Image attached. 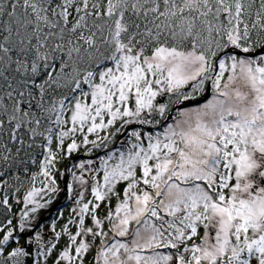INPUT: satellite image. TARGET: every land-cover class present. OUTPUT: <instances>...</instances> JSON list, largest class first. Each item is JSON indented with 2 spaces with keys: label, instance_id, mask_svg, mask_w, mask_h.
Wrapping results in <instances>:
<instances>
[{
  "label": "snow or ice",
  "instance_id": "snow-or-ice-1",
  "mask_svg": "<svg viewBox=\"0 0 264 264\" xmlns=\"http://www.w3.org/2000/svg\"><path fill=\"white\" fill-rule=\"evenodd\" d=\"M258 49L264 0H0V207L11 213L8 190L19 193L21 173L31 184L18 225L0 223V264L32 256L9 251L17 228L34 230L61 191L59 163L106 147L112 128H132L129 148L99 168L88 159L66 169L76 219L61 231L53 220L47 244L34 232L36 264L62 235L54 264H264Z\"/></svg>",
  "mask_w": 264,
  "mask_h": 264
},
{
  "label": "rangeland",
  "instance_id": "rangeland-1",
  "mask_svg": "<svg viewBox=\"0 0 264 264\" xmlns=\"http://www.w3.org/2000/svg\"><path fill=\"white\" fill-rule=\"evenodd\" d=\"M242 90H246V89H242ZM193 106H195V105H191V106H188V107H193ZM118 126L119 125H117V127ZM133 127H138V126H133ZM147 127H149V126H147ZM144 128H145V126H144ZM126 130H127V132H126ZM145 130H148V128H145ZM110 131L112 133H114V135H112L110 137L109 141L106 142L107 143L106 147L105 146H101L100 148H94L90 153L85 151L82 148L77 153H74V154H76L75 156H78V155H80L82 153V154H85V155H89L90 158L80 159V157H76V161L74 162L73 165H69L68 164V159H65V160L61 161L59 163V165H58L59 173H66V169L67 168H73V166L75 164H78L80 162H85L86 163V161L88 159H91L93 161V168H99L100 163H101V158H106L112 152H117V150L127 151V149L129 148L128 141L131 139L129 133L132 131V128L123 129L118 134L115 133V128H112ZM148 131H150V130H148ZM124 132H126V134L124 136H122L121 134L124 133ZM107 134L108 133L106 131H101L99 133L100 136H104V135H107ZM89 138L90 139H96V136L95 135H90ZM118 141L120 143V147H117L116 150H112V149L109 150V148H107V147H110V148L116 147V143ZM89 147H91V146L89 145ZM98 153H99V155H98ZM118 154L119 153L117 152V155ZM71 157H73V154H72ZM116 162L117 161L115 159H113L112 161H109L110 164L116 163ZM74 170L77 172V174H79V169H74ZM32 171H36V168L32 169ZM28 175H31V173H29ZM91 175H92V173H90V172H85L84 173L85 179H88L90 181L89 190L85 192L86 201L94 199L90 195ZM64 176H65V174L63 176H60V175L57 176L58 186H59V188L61 190L63 188ZM98 176H102V173H99ZM68 180H69V183H73L74 184V180H73V177L71 175V172H69V179ZM16 186L20 187L19 193H16L14 195L13 191L11 189L8 190V195L10 197V203L12 204V211H11V213H7V214L9 215L10 219L13 220V225H18L19 216H20L21 211L23 210V207H24L23 203H22L23 196L28 190H30L31 184L29 183L28 179H26L25 181L22 182V185H16ZM35 186L37 188L41 187V185L38 182L36 183ZM123 187H124V185H118V188L121 189V191H122ZM75 188H76L77 192L81 190L78 185H75ZM61 192L62 191H59L55 196L51 197L53 202L49 206L53 205L54 202L60 198ZM2 195H3V191H0V196H2ZM41 195H43V193ZM37 198L39 199V197H37ZM47 198L48 197H45V199H47ZM67 198H69V193L67 195ZM17 199H19L21 202L17 203ZM75 200H76V195L74 193V194H72L71 198H69V201H67L68 203H66L64 207H60V209H58L56 211V213L52 217L48 218L47 220L44 219V221L41 222V226L36 231H41V232L47 234L46 235V239H45V244H47L48 241L53 239L52 235H54V233L51 232V223H52L53 220L56 221V231H61L63 226L68 223L69 219H73V220L76 219V217L74 216V214L72 212V209L77 207L76 204H75ZM41 202H43V201H41ZM117 202L118 201L115 198H113L111 200V210H114L115 205H116ZM47 208H45V209H47ZM45 209H42V210H40L39 213L35 214V219H34L33 222L41 219L42 213L44 212ZM109 210H110V208H109L108 204L101 203V207L97 210L96 214L101 220H104V218L106 217V215H107ZM61 212L63 213L62 216L60 215ZM45 215H48V213L45 212ZM85 220H86V225L87 226H93L92 223H91V217L90 216H86ZM104 223H105V230H107V226H108L107 225V221L104 220ZM69 227H70V230L73 233H75V231H76L75 224L70 225ZM30 230L31 229H29V230H27L25 232H28ZM14 235L18 237V243L16 242V240L11 241L9 246H8L9 251L12 248H16V247H21L22 246L27 251L30 252V249L28 247L24 246V238H23L24 237L23 236L24 233H22V234L19 233L18 228H17V231H16V233H14ZM89 239H91V238L89 237ZM62 240H63V242H62ZM67 243H68L67 236L62 235L60 240L57 242V248L54 250L55 257L51 260V263H47V264H54V260L58 258L59 251L63 250V248L67 246ZM32 244H33L34 248H36V250H35V255H36V251L38 249V245L36 243H32ZM98 247H99V239H97L95 241L94 246H93V248L91 250V253L87 255V260L89 262L93 261V258H94L95 254H96V249ZM30 259H31V257L25 258V264H27L30 261ZM36 259H37V257H36ZM40 261H41V264H44L43 258H40ZM34 263L36 264V261ZM64 264H66V262H64Z\"/></svg>",
  "mask_w": 264,
  "mask_h": 264
},
{
  "label": "water",
  "instance_id": "water-1",
  "mask_svg": "<svg viewBox=\"0 0 264 264\" xmlns=\"http://www.w3.org/2000/svg\"><path fill=\"white\" fill-rule=\"evenodd\" d=\"M257 54H264V52H261V50H257ZM210 92L209 93H206L205 94V97L206 98H209L210 96ZM205 102V99H200V103H203ZM188 106H191L189 104H185L183 107H188ZM149 130H152L150 127H147ZM127 132V130H126ZM126 132L122 133L121 135L124 136L126 134ZM121 136V137H122ZM83 155H78L77 157H82ZM68 169V168H67ZM69 172H66L65 173V176H64V179H63V188H62V193H61V196L58 200H56L54 202L53 205L49 206L47 209L44 210V212L42 213V216H41V219L35 221L34 223L37 225V227L33 230L31 229L30 231L24 233V246L28 247L30 249V252L31 254L33 255V250H34V246L32 243H30V241L33 240L34 238V232L41 226V222L44 221V219H48L52 214L53 212L58 209L61 204L65 201L67 195H68V191H67V184H69ZM45 212L48 213V215H45ZM28 264H33V259H31Z\"/></svg>",
  "mask_w": 264,
  "mask_h": 264
},
{
  "label": "trees",
  "instance_id": "trees-1",
  "mask_svg": "<svg viewBox=\"0 0 264 264\" xmlns=\"http://www.w3.org/2000/svg\"><path fill=\"white\" fill-rule=\"evenodd\" d=\"M75 154H73L74 157ZM32 169H35V167H33ZM27 179V176H25L23 173H21V181H25ZM3 207H0V223L4 222L5 219H10L9 215L5 212V210L3 211ZM63 242V240H62ZM55 257V254H53L52 256H49L47 263H51V260Z\"/></svg>",
  "mask_w": 264,
  "mask_h": 264
},
{
  "label": "flooded vegetation",
  "instance_id": "flooded-vegetation-1",
  "mask_svg": "<svg viewBox=\"0 0 264 264\" xmlns=\"http://www.w3.org/2000/svg\"><path fill=\"white\" fill-rule=\"evenodd\" d=\"M210 98V97H209Z\"/></svg>",
  "mask_w": 264,
  "mask_h": 264
}]
</instances>
